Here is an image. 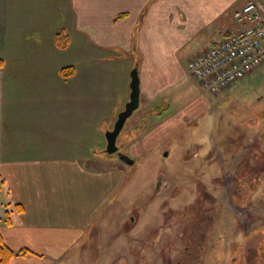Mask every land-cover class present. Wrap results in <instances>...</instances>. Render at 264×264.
I'll return each mask as SVG.
<instances>
[{
  "label": "crops",
  "instance_id": "0c3cea01",
  "mask_svg": "<svg viewBox=\"0 0 264 264\" xmlns=\"http://www.w3.org/2000/svg\"><path fill=\"white\" fill-rule=\"evenodd\" d=\"M247 1L0 0V233L12 250L29 251L9 264H95V249L117 250L134 181L124 184L127 169L100 153L130 100L132 70L141 104L124 147L161 158L156 147L183 129L157 135L164 117L150 111L189 95L190 58L221 41ZM196 130H185L192 143Z\"/></svg>",
  "mask_w": 264,
  "mask_h": 264
},
{
  "label": "rangeland",
  "instance_id": "374dc122",
  "mask_svg": "<svg viewBox=\"0 0 264 264\" xmlns=\"http://www.w3.org/2000/svg\"><path fill=\"white\" fill-rule=\"evenodd\" d=\"M183 84L189 95L182 98L181 104L162 103L150 111L157 121L164 117L157 135L171 126L183 129L179 137L167 136L163 147H156L164 150L161 158L153 151L140 158L126 151L124 144L137 136L136 130L128 132V122L118 136L117 145L135 159L132 164L117 159L127 169L124 184L134 181L127 188L133 205L118 224L123 234L120 232L117 238V250L110 249V243L105 244L95 264H162L167 257L183 261L187 247L193 249V242L199 243L202 238V229L208 230L210 237L200 255L203 258L200 264H219L215 257L218 249L224 251L223 264L230 263L232 257L237 258L232 260L234 264H264V178L254 191L248 190L247 185L242 187L243 180L234 185L235 195H242L241 188L251 193L252 203L246 210L249 217H242L241 211L235 212L237 217L233 216L231 204L227 205L236 168H241L251 154L264 155V64L218 93L202 91L193 79ZM146 115L145 124L151 127L152 115ZM168 115L176 119L166 122ZM183 119L187 121L184 124ZM211 128L219 141L207 139ZM185 130H196V136L201 135L200 141L192 143V132ZM258 136H261L259 147ZM237 138L243 140L232 143ZM258 163L264 162L259 158ZM209 206L212 207L208 209ZM210 221H213L211 228ZM248 223L259 228L244 233L243 226ZM129 232L136 235L133 243L127 240ZM217 241H221V248L217 247Z\"/></svg>",
  "mask_w": 264,
  "mask_h": 264
},
{
  "label": "built area",
  "instance_id": "2783aa9c",
  "mask_svg": "<svg viewBox=\"0 0 264 264\" xmlns=\"http://www.w3.org/2000/svg\"><path fill=\"white\" fill-rule=\"evenodd\" d=\"M232 17L224 38L189 60V72L204 92H221L264 64V0H248Z\"/></svg>",
  "mask_w": 264,
  "mask_h": 264
},
{
  "label": "flooded vegetation",
  "instance_id": "af4514ba",
  "mask_svg": "<svg viewBox=\"0 0 264 264\" xmlns=\"http://www.w3.org/2000/svg\"><path fill=\"white\" fill-rule=\"evenodd\" d=\"M263 113H264V111H263ZM258 124H260V123H258ZM259 129H258V131H259ZM239 139H242V138H237L235 141L232 140V143L236 142ZM256 144H257L258 147L260 146V144H261V136H258ZM240 147H241V145H240ZM104 153H106V152H104ZM253 155L254 154H251L250 156H248L247 162L243 163L241 168L240 167L236 168L237 171L234 174L235 178L232 179V176H230V179H232V181H233L232 182L233 185H232V188L230 187L231 190L228 193L227 205H228V207H230V204H231V207L233 209L235 208L234 210L232 209V213H234L233 216H235V214H236L235 212L241 211V213L243 214L242 217H244V218L245 217H249V214L246 211L248 206L250 205V203H252L251 202V193H249V192L256 190L257 185L260 184L262 179L264 178V169H263L264 168V163H258L259 162V158L261 159L262 162H264V155L261 156V157L257 156L256 154H255V156H253ZM261 164H263V165L261 166ZM253 172H254L255 175L253 174ZM240 180L244 181V182H241V184H242L241 186L244 187V185H247L249 187L248 190H250V191L246 192L245 189L241 188L242 189V191H241L242 195H235L234 194V185L236 184L237 181H240ZM246 180H248L247 183H245ZM211 207L209 206L208 209H210ZM236 207L241 208V209L239 210ZM199 211H200V209H199ZM235 217H237V216H235ZM135 220H136V218L134 217L133 221H135ZM214 221H215V219H214ZM211 222H213V221H210L209 228H211V226H213ZM252 225L253 224H249L248 223V225L243 226L244 233H247V230H249V229H255L256 230V229L259 228V227H255V226H252ZM239 226H240V224H239ZM120 230H123V229H120ZM120 232L122 234L123 231H120ZM201 232H202L201 233L202 238H200L199 243H196L197 241L193 242L194 246H195V247H193V249H192V246H190V247L188 246L187 247V252L184 253L185 254V256H184L185 260L182 261V260H180L179 257L175 258V260L173 258L171 259V258L167 257V260L163 261L162 264H200L201 261L203 260V258L200 255L203 253L204 249L207 248V244L209 242L208 241V237H210L209 236L210 233H209L208 230H207V232H203V229H202ZM205 233H206L207 236L204 235ZM198 235H199V232H198ZM127 237H129L128 238L129 242L133 243L134 242L133 239L136 238V235L134 234L133 236H131V234L129 232ZM205 238H206V240H204ZM138 239H139V237H138ZM216 245H217L218 248H221V241H217ZM219 250L220 249H218L215 252L216 261L219 264H223L222 261L224 260V251H222V250L219 251ZM101 251H102L101 248L94 250L93 253L95 254V262L98 260L97 256L99 255V253ZM144 251H145V248H144ZM219 253H220V255H218ZM235 259H237V258H235V257L229 258V260H231V261L228 264H234V261H232V260H235ZM125 262L126 261L124 260L123 263H125Z\"/></svg>",
  "mask_w": 264,
  "mask_h": 264
},
{
  "label": "water",
  "instance_id": "95a60500",
  "mask_svg": "<svg viewBox=\"0 0 264 264\" xmlns=\"http://www.w3.org/2000/svg\"><path fill=\"white\" fill-rule=\"evenodd\" d=\"M131 94L130 100L126 103L125 109L122 110L112 129L106 131L107 147L106 152L113 154L120 161L132 164L134 160L117 145V139L124 128L128 118L140 107V78L138 68L135 67L131 72ZM260 100V97L258 98ZM167 154V153H166Z\"/></svg>",
  "mask_w": 264,
  "mask_h": 264
},
{
  "label": "trees",
  "instance_id": "16d2710c",
  "mask_svg": "<svg viewBox=\"0 0 264 264\" xmlns=\"http://www.w3.org/2000/svg\"><path fill=\"white\" fill-rule=\"evenodd\" d=\"M56 39H57V43L61 47H66V45L68 44V41H69L68 34L64 31L58 32ZM1 63H2V60L0 59V64ZM28 252H29L28 250H20V251L12 250L10 247H8L6 245V243L4 242V240L1 236V233H0V264H9L10 261L14 257L20 256V255H26Z\"/></svg>",
  "mask_w": 264,
  "mask_h": 264
},
{
  "label": "bare ground",
  "instance_id": "6f19581e",
  "mask_svg": "<svg viewBox=\"0 0 264 264\" xmlns=\"http://www.w3.org/2000/svg\"><path fill=\"white\" fill-rule=\"evenodd\" d=\"M167 111V110H166ZM154 112V111H153Z\"/></svg>",
  "mask_w": 264,
  "mask_h": 264
}]
</instances>
